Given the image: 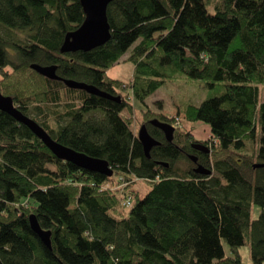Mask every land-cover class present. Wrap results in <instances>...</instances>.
Listing matches in <instances>:
<instances>
[{"label":"trees","instance_id":"obj_1","mask_svg":"<svg viewBox=\"0 0 264 264\" xmlns=\"http://www.w3.org/2000/svg\"><path fill=\"white\" fill-rule=\"evenodd\" d=\"M106 16L107 42L60 53L84 20L79 0H0V94L53 141L112 171L56 158L0 111V264H244V245L249 264H264V0H112ZM124 56L130 88L106 75ZM31 64L120 101L68 88ZM180 75L214 95L182 106V127L167 141L150 121L178 119L144 102ZM134 115L158 143L148 157ZM193 122L210 129L207 152L192 147L201 144ZM138 181L149 187L141 196ZM30 215L51 233V248Z\"/></svg>","mask_w":264,"mask_h":264},{"label":"water","instance_id":"obj_2","mask_svg":"<svg viewBox=\"0 0 264 264\" xmlns=\"http://www.w3.org/2000/svg\"><path fill=\"white\" fill-rule=\"evenodd\" d=\"M112 0H79L84 13L82 24L64 37L63 43L59 49L60 53H69L76 51H89L95 47L103 45L110 38L109 24L107 22L106 10L108 4ZM30 68L37 74L52 80H61L63 84L71 89L84 90L86 93L98 97L120 101V98H112L106 93L100 92L97 89L85 85L83 83L61 79L55 74L54 66L42 67L36 64H31ZM0 111L7 113L16 121L24 124L42 143L43 145L58 159L72 163L81 169L91 172H97L106 177L112 176V171L108 168L106 162L102 160L92 159L84 154L77 153L69 148L63 147L53 141L46 132L36 124L31 118L23 115L16 107H14L11 99L0 94ZM150 124L158 128L164 134L167 141H171L174 129L168 124L160 122L156 119L150 121ZM137 140L141 143L144 154L148 157V153L152 147L158 143L148 134L146 127L141 125L137 132ZM192 147L196 150L207 152L208 149L202 144H193ZM192 161H196L190 157ZM195 173L207 175L208 170L201 166L194 169ZM31 230L39 237L42 243L51 248L49 231H43L34 215L28 218Z\"/></svg>","mask_w":264,"mask_h":264},{"label":"rangeland","instance_id":"obj_3","mask_svg":"<svg viewBox=\"0 0 264 264\" xmlns=\"http://www.w3.org/2000/svg\"><path fill=\"white\" fill-rule=\"evenodd\" d=\"M127 56H124L117 64L111 66L106 70V75L109 78L116 79L126 83L129 88L131 87L133 80V66L130 62H127ZM174 77V76H173ZM172 77V78H173ZM168 80V81H167ZM131 90L128 91V94L131 93ZM214 95V91L211 89H207L205 85L198 81L188 80L183 76H179L173 79H166L164 85L160 87L154 94L148 96L145 99V108L149 109L152 113L165 115L169 118L176 117L178 120H175L171 125L174 131L179 127L181 128V119H183V115L179 114L180 109L187 103L198 104L201 100L211 97ZM138 106V110L144 109L143 106L135 103ZM123 115L126 114L123 112ZM138 115V113L136 114ZM133 116V131H137L141 125L136 124L137 116ZM136 117V118H135ZM190 130L189 134L191 137L198 141L199 143H210L211 133L210 129L207 125L202 122H193L188 124ZM138 127V129H137ZM137 129V130H136ZM174 133V132H173ZM184 168H188V163L181 165ZM136 191L141 195L148 190V185L145 182L138 181L134 186ZM259 210L254 207L252 209L251 216L252 218H256ZM239 255L241 256V260L244 264L250 263V255L249 250L246 245L239 248Z\"/></svg>","mask_w":264,"mask_h":264},{"label":"built area","instance_id":"obj_4","mask_svg":"<svg viewBox=\"0 0 264 264\" xmlns=\"http://www.w3.org/2000/svg\"><path fill=\"white\" fill-rule=\"evenodd\" d=\"M128 203V202H127Z\"/></svg>","mask_w":264,"mask_h":264}]
</instances>
